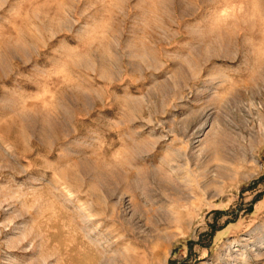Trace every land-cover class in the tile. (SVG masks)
Returning a JSON list of instances; mask_svg holds the SVG:
<instances>
[{
  "label": "rangeland",
  "instance_id": "rangeland-1",
  "mask_svg": "<svg viewBox=\"0 0 264 264\" xmlns=\"http://www.w3.org/2000/svg\"><path fill=\"white\" fill-rule=\"evenodd\" d=\"M0 264H264V0H0Z\"/></svg>",
  "mask_w": 264,
  "mask_h": 264
}]
</instances>
